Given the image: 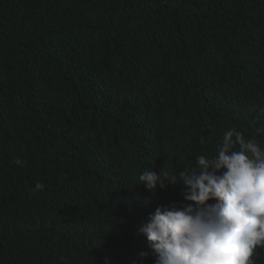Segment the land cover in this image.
Segmentation results:
<instances>
[{"label":"trees","instance_id":"obj_1","mask_svg":"<svg viewBox=\"0 0 264 264\" xmlns=\"http://www.w3.org/2000/svg\"><path fill=\"white\" fill-rule=\"evenodd\" d=\"M231 127L264 146V0H0V264H155L183 198L139 175Z\"/></svg>","mask_w":264,"mask_h":264},{"label":"clouds","instance_id":"obj_2","mask_svg":"<svg viewBox=\"0 0 264 264\" xmlns=\"http://www.w3.org/2000/svg\"><path fill=\"white\" fill-rule=\"evenodd\" d=\"M139 181L150 190L177 186L183 198L157 207L138 228L155 264H256L264 249V146L255 136L231 127L213 155L200 154L171 174L144 171ZM45 187L36 182L31 192Z\"/></svg>","mask_w":264,"mask_h":264}]
</instances>
